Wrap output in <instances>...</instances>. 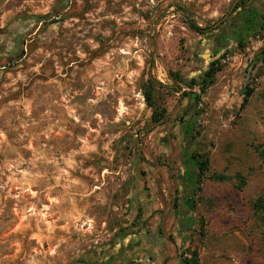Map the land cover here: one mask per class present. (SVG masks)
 Returning a JSON list of instances; mask_svg holds the SVG:
<instances>
[{
  "label": "rangeland",
  "instance_id": "obj_1",
  "mask_svg": "<svg viewBox=\"0 0 264 264\" xmlns=\"http://www.w3.org/2000/svg\"><path fill=\"white\" fill-rule=\"evenodd\" d=\"M263 50L264 0H0V264H264Z\"/></svg>",
  "mask_w": 264,
  "mask_h": 264
},
{
  "label": "trees",
  "instance_id": "obj_2",
  "mask_svg": "<svg viewBox=\"0 0 264 264\" xmlns=\"http://www.w3.org/2000/svg\"><path fill=\"white\" fill-rule=\"evenodd\" d=\"M259 23H260L259 14L256 11H254V9L253 10L249 9L247 13H245V17L243 20V24L245 25L246 32L251 33L252 31L258 29ZM190 29L196 33H199L200 35H203L207 32L206 30L198 29L194 25H190ZM256 61L264 62V50L261 52V55H259L256 58ZM219 70H220L219 66L212 65L211 68L206 72L203 80L199 84V90L201 93H204L206 89L213 83L214 76L217 72H219ZM154 92H155V87L149 82L147 89H145L143 92L145 102L149 108H152L154 106V100H153ZM251 94H252V89L247 88L246 90H244L242 103L240 105L241 109L246 106ZM164 118H165L164 110H160L158 108H155L153 110L151 121L154 124H159ZM185 165L186 167L192 166L197 170L198 174L188 173L186 175L187 181L190 182L192 185L197 186L198 179L200 178V176L204 175V173L209 168V160L205 158L201 161H196L193 155H189L188 153H186ZM197 190L199 189L197 188ZM186 206L189 211H192L194 208V202L191 199L187 200ZM181 264H199L198 253L196 251L190 252L187 257L183 258Z\"/></svg>",
  "mask_w": 264,
  "mask_h": 264
},
{
  "label": "flooded vegetation",
  "instance_id": "obj_3",
  "mask_svg": "<svg viewBox=\"0 0 264 264\" xmlns=\"http://www.w3.org/2000/svg\"><path fill=\"white\" fill-rule=\"evenodd\" d=\"M249 9H250V10H251V9H252V10L254 9V11H256L257 13H258V11H260V10H257V8L254 7V6H252V5H248V6L244 7V11H243L244 13L241 15L240 20L238 21V23H240V24L243 23V20H244V17H245V13H247V11H248ZM237 25H238V24L234 25L233 28L236 29ZM219 51H220V49H218L217 51H216V50L212 51V52L209 54V59H213V58L215 57L216 53L219 52Z\"/></svg>",
  "mask_w": 264,
  "mask_h": 264
},
{
  "label": "crops",
  "instance_id": "obj_4",
  "mask_svg": "<svg viewBox=\"0 0 264 264\" xmlns=\"http://www.w3.org/2000/svg\"><path fill=\"white\" fill-rule=\"evenodd\" d=\"M243 11H244V8H243V10H242V14L244 13Z\"/></svg>",
  "mask_w": 264,
  "mask_h": 264
},
{
  "label": "built area",
  "instance_id": "obj_5",
  "mask_svg": "<svg viewBox=\"0 0 264 264\" xmlns=\"http://www.w3.org/2000/svg\"><path fill=\"white\" fill-rule=\"evenodd\" d=\"M159 81H160V82H162V80H161V79H159Z\"/></svg>",
  "mask_w": 264,
  "mask_h": 264
}]
</instances>
